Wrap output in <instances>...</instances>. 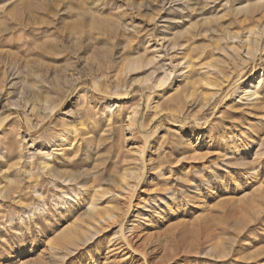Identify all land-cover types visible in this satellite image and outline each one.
Segmentation results:
<instances>
[{
    "label": "rangeland",
    "instance_id": "obj_1",
    "mask_svg": "<svg viewBox=\"0 0 264 264\" xmlns=\"http://www.w3.org/2000/svg\"><path fill=\"white\" fill-rule=\"evenodd\" d=\"M165 1L0 0V264H264V0Z\"/></svg>",
    "mask_w": 264,
    "mask_h": 264
},
{
    "label": "bare ground",
    "instance_id": "obj_2",
    "mask_svg": "<svg viewBox=\"0 0 264 264\" xmlns=\"http://www.w3.org/2000/svg\"><path fill=\"white\" fill-rule=\"evenodd\" d=\"M171 3V2H170ZM163 4H167L166 3V1L165 0H163ZM262 32V33H261ZM259 34V33H261V34H263L264 33V29L263 30H261L260 31V29H257L255 32L254 31H248V32H245V35H244V39L241 37L240 39H238L237 37L236 38H234L235 40H239V42H240V44H242V45H240V48L241 49H243V47H244V49H245V51H244V53H246V51H247V53L246 54H248V50H249V46H252L253 44L257 47V50H256V54H264V44L263 43H261V42H259V43H257V41L256 42H254L253 43V36L254 35H256V34ZM260 35V34H259ZM264 35V34H263ZM235 37V36H234ZM262 37V36H261ZM259 38V37H258ZM163 41H166V40H163ZM232 41V40H231ZM261 41V40H260ZM263 41V40H262ZM236 42V41H235ZM238 42V41H237ZM165 44H166V42H164ZM161 44V48L160 49H166L167 51L170 49V51H173L174 52V49H176V46L175 47H172V48H169L170 46V44L169 45H165V44ZM233 44V43H232ZM235 45L236 44H234V45H232V46H234L235 47ZM233 47V48H234ZM156 48V47H155ZM160 49L158 48V50L159 51H157L158 53H161V51H160ZM177 49H178V47H177ZM232 49V48H231ZM239 49V48H238ZM241 49H239V50H235V48L234 49H232L231 51H230V53H227V52H224V54H222V56H223V58H224V61L225 62H228L229 63V65L230 64H238L237 62H238V60H241ZM229 51V50H228ZM162 54V53H161ZM257 55V56H258ZM162 56V55H161ZM245 57V56H244ZM153 59V61L154 62H157L158 60H160L161 58H163V57H160V56H158V55H156V56H154V57H152ZM175 60H174V59ZM172 60H174V61H170V64H169V69H170V72L169 73H167L166 74V76H165V78L163 79V80H161V82L160 83H158L157 85H156V87L155 88H161V87H163L164 85H165V83H166V81L169 79V78H171L176 72H180L179 73V75L180 76H184L189 70V67H190V63H188V62H186V61H184V59H181V58H176L175 57V55H174V57H172ZM185 60H186V58H185ZM221 61H223V60H221ZM224 63V62H223ZM137 62H134L133 63V66L134 67H136L137 66ZM211 71V70H210ZM168 72V71H167ZM187 75V74H186ZM252 77H254V76H252ZM260 77V82L258 83V87H259V85H260V83L262 82V77L261 76H259ZM253 79V78H252ZM257 86V85H256ZM255 86V82H254V79L252 80V81H249V82H247V84H245V86L242 88V97L241 98H246V99H248V100H250L252 97H256L257 98V89H258V87H256ZM259 97V96H258ZM259 99V98H258ZM242 100H244V99H242ZM256 101V100H255ZM258 101V100H257ZM246 103H248V102H246ZM249 104H252V103H249ZM133 114V113H132ZM137 115H138V113H137ZM136 112H135V115H133L132 116V118L130 119V121H129V127L130 128H133L134 126H135V124H136V122H137V120H136ZM131 117V116H130ZM128 128V127H127ZM135 128V127H134ZM132 131V130H131ZM195 135V133H192V136H194ZM146 138L148 139L149 138V135H146ZM25 139H27V137L25 138ZM58 141L59 142H57V143H60L59 145H57V148H62V146H63V144L66 142V136H65V132L64 133H61V135L59 136V139H58ZM146 141V140H145ZM25 144H27V140L25 141ZM27 148V150L30 148V146H27L26 147ZM65 149V148H64ZM58 150V149H57ZM62 150H63V148H62ZM53 152V151H52ZM52 152H47V153H45V154H43V156H42V154H41V156H42V164L44 165L43 167H44V170L46 171V173L49 175H51L50 177H54V178H57L58 177V175H59V172L51 165V156H52ZM62 154V153H61ZM141 169V168H140ZM44 172V171H43ZM143 172V169H142V171H141V173ZM60 176V175H59ZM53 179V178H52ZM59 179H62V178H59ZM60 182H62V185L63 184H65L66 183V181H63V180H61ZM69 182H72V181H69ZM66 185H68L67 183H66ZM1 186V185H0ZM128 187V186H127ZM130 187V186H129ZM134 187V186H133ZM131 188V187H130ZM126 191V190H125ZM62 192V191H61ZM130 192V191H129ZM78 195V194H77ZM66 195H64L63 196V198L65 199L66 197H65ZM4 197V196H3ZM132 198L134 197L133 195L131 196ZM68 198V197H67ZM72 198V197H71ZM70 199V198H69ZM79 198L77 197V196H74L73 198H72V202L73 203H75V202H77V200H78ZM93 200V199H92ZM97 202H98V200H97ZM97 202H91L92 204L90 205L89 204V206L90 207H88V208H90V213H92V216H93V219H95L97 222V224L98 225H100L101 226V224L102 223H107V220H109V219H99V217L100 216H98V214H95V212L98 210V203ZM131 204H130V208L132 207V202H130ZM141 218H144V217H140V219ZM111 219V218H110ZM125 225H123L121 228H120V232H121V235L123 236V239H124V241H122V242H124L128 247H130L131 245V243H130V241L125 237L126 235H125V230H126V226L124 227ZM133 229L134 228H132V230H130L131 232H133ZM100 231V230H99ZM98 232V231H97ZM98 234V233H97ZM95 235V234H94ZM91 239V238H90Z\"/></svg>",
    "mask_w": 264,
    "mask_h": 264
}]
</instances>
